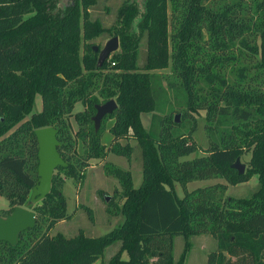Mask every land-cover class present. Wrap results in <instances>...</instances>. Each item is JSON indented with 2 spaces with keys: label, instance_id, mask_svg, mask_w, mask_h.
<instances>
[{
  "label": "trees",
  "instance_id": "16d2710c",
  "mask_svg": "<svg viewBox=\"0 0 264 264\" xmlns=\"http://www.w3.org/2000/svg\"><path fill=\"white\" fill-rule=\"evenodd\" d=\"M97 1L60 7L59 0H0V136L8 133L0 140V196L9 207L0 217L16 207L36 214L35 227L19 234L16 246L0 242V264H185L197 236L217 243L206 264H264V0H146L143 12L128 0L109 28L90 17ZM105 32L118 36L119 50L98 68L92 40ZM167 68L185 94L186 113L204 111L206 156L184 160L197 150L191 136L173 135L171 117L156 120L160 81L153 71ZM36 95L40 112H33ZM110 100L117 108L102 120L114 121L106 146L91 119L95 106ZM76 104L84 110L73 115L78 130L72 135L68 119ZM146 113L152 114L149 130L141 122ZM47 127L58 131L67 166L56 169L49 194L32 204L38 181L34 131ZM131 138L141 151L140 186L133 187L128 172L104 165L105 175L122 188L123 223L98 238L81 231L72 238L51 235L69 218L63 178L56 174L80 181L90 160L108 154L130 160ZM248 153V168L239 175L232 165ZM252 175L258 189L250 197L225 195L227 185ZM215 178L225 184L176 194V184ZM176 236L184 239L177 261ZM115 243L118 251L104 263L105 250Z\"/></svg>",
  "mask_w": 264,
  "mask_h": 264
},
{
  "label": "rangeland",
  "instance_id": "374dc122",
  "mask_svg": "<svg viewBox=\"0 0 264 264\" xmlns=\"http://www.w3.org/2000/svg\"><path fill=\"white\" fill-rule=\"evenodd\" d=\"M71 1L72 0H59V6L62 7L64 3L66 4ZM126 1L128 0H98L90 9V17L91 19H98L102 25L107 28L112 27L118 22V10ZM145 1L146 0H134L140 12L144 10ZM135 21H139V16ZM113 36L111 32H105L92 40L93 46H98L101 49L106 41ZM113 53H111V55ZM111 55L107 61H109ZM145 58V36H143L140 41L138 53V65L140 67L143 66ZM229 69H227L226 74L228 78H232V75H229ZM170 71V68L153 71L160 81V87L157 88L156 120L158 122L162 118L171 117V120L174 122L171 127V133L173 135L191 136L192 143L195 144L197 150L194 154L184 158V160L206 156L210 146L205 129L206 121L204 111H201L200 115L192 114L189 116L186 113L185 94L180 87L179 81L171 75ZM232 71H234V69H232ZM200 88L205 90L206 85L201 83ZM41 109V98L39 95H36L34 98L33 112H40ZM83 110L80 104H76L71 117L68 119L72 135L78 130L73 115ZM151 116L152 114L149 113L142 114L141 116L142 125L148 130L151 123ZM175 117L178 118V123H175ZM28 118L29 115L25 116L22 122L27 121ZM113 122V120L102 121L100 126L103 133L102 143L106 146L109 145L111 140L110 129L113 126ZM212 126H214V124ZM155 129L157 130V127H155ZM154 133L157 134L156 131H154ZM212 134L216 139L217 135L214 133ZM6 137H8V133L4 136H0V140ZM125 143L126 142L122 141L123 145ZM128 143L133 148L130 160L113 154H108L103 160H90L88 167L83 171L84 177L80 181L72 179L64 180V173L62 172L56 174L61 179L63 178L62 193L66 199L67 216L69 218L58 222L51 231V235L62 233L65 237L72 238L81 231L87 237L98 238L110 233L123 223L124 216L121 213V204L123 202L121 198L122 188L116 179L105 175L104 165L110 163L117 166L122 171L128 172L131 176L133 187L138 188L142 182L141 151L135 139L131 138ZM77 150L78 153L81 152L80 146H77ZM249 160L250 154L248 153L240 159V162L248 168ZM217 183L225 184L224 180L220 178L193 181L188 183L185 188L176 184L175 191L177 196L181 198L184 189L190 192L198 188L213 186ZM257 189L258 178L256 175H252L246 183L236 186L227 185L225 195L234 198H248L256 192ZM8 209L7 200L0 196V211ZM190 242L192 247L185 264H206L207 255L217 247L215 239L211 236L192 237ZM119 245V243H115L105 250L102 257L104 263L118 251ZM183 247L184 239L181 236H176L173 239V258L175 261L179 259ZM100 262L101 261H98L95 264H100Z\"/></svg>",
  "mask_w": 264,
  "mask_h": 264
},
{
  "label": "water",
  "instance_id": "95a60500",
  "mask_svg": "<svg viewBox=\"0 0 264 264\" xmlns=\"http://www.w3.org/2000/svg\"><path fill=\"white\" fill-rule=\"evenodd\" d=\"M134 2V0H131ZM262 2L263 0H258ZM119 48V38L114 35L106 41L100 49L93 46V50L98 52L97 67L101 68L107 61L111 53ZM117 108L114 100H110L104 104L95 106V115L92 117L94 131L97 132L101 126V122L105 116L111 115ZM175 123L178 118L175 117ZM38 145V167H37V184L32 188L29 201L37 204L42 201L50 192L51 182L54 172L59 167H66L67 164L61 158L58 148L60 143L57 139L58 131L53 127L37 129L34 131ZM232 169L236 170L239 175H243L246 169L237 159L232 165ZM36 225V214L24 207H16L12 213L2 218L0 217V242H6L11 246H16L18 236L22 232L34 228Z\"/></svg>",
  "mask_w": 264,
  "mask_h": 264
}]
</instances>
